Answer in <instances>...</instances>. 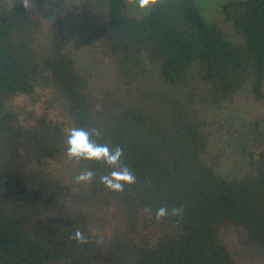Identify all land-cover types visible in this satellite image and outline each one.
Instances as JSON below:
<instances>
[{
    "label": "trees",
    "instance_id": "obj_1",
    "mask_svg": "<svg viewBox=\"0 0 264 264\" xmlns=\"http://www.w3.org/2000/svg\"><path fill=\"white\" fill-rule=\"evenodd\" d=\"M47 1L0 0V264H239L232 228L264 257V140L249 170L220 173L197 107L264 99V0H226L211 19L197 0H140L133 14L128 0H87L88 31L115 68V102L77 70L62 12ZM72 127L121 146L136 183L111 192L99 179L112 169L85 160L95 175L84 192L57 177L49 166ZM160 207L182 212L157 221ZM116 213L122 228L99 229ZM76 230L87 243L71 239Z\"/></svg>",
    "mask_w": 264,
    "mask_h": 264
},
{
    "label": "rangeland",
    "instance_id": "obj_2",
    "mask_svg": "<svg viewBox=\"0 0 264 264\" xmlns=\"http://www.w3.org/2000/svg\"><path fill=\"white\" fill-rule=\"evenodd\" d=\"M224 1L226 0H197L206 19L218 17L219 5ZM47 3L62 12L66 50L71 54L80 74L88 79L92 92L98 99L109 97L115 102L119 97L114 91L117 87L115 68L111 60L105 56L97 37L88 31L89 23L94 22L96 18V10L89 6L87 0H48ZM139 5H141L140 0H128V12L135 13ZM45 100L42 96L41 100L33 105L36 113H43L46 107ZM17 102L26 109L31 108L30 100L26 97H20ZM197 107L201 115L209 121L208 150L213 157H218V171L235 175L249 170V154L255 152L264 140V99L254 103L250 96L244 93L232 103L209 107L197 105ZM47 112L53 119L68 121L60 115L58 109H47ZM49 169L57 177L71 184L77 192L86 190L88 184L78 185L74 182L75 177L84 169L78 162L68 160L65 152L50 163ZM113 210H115L113 207L107 209L111 215ZM111 215L104 216L103 226L99 228L108 234L114 233L118 226L123 227L118 214L116 213V217ZM225 235L232 245L233 254L239 264H246L251 259L264 264L261 249L244 231L232 228L226 230Z\"/></svg>",
    "mask_w": 264,
    "mask_h": 264
},
{
    "label": "clouds",
    "instance_id": "obj_3",
    "mask_svg": "<svg viewBox=\"0 0 264 264\" xmlns=\"http://www.w3.org/2000/svg\"><path fill=\"white\" fill-rule=\"evenodd\" d=\"M147 2V0H142ZM25 8L28 6V0H22ZM102 132L97 128L84 129L72 127L68 130L66 138L65 155L68 160L79 162L80 160L102 162L105 166L112 169L107 175H103L99 179L107 190L114 193H121L126 186H131L136 183V177L132 171L124 165H121V159L124 156V149L117 145L110 147L108 144H100L96 142V137L99 139ZM95 173L91 170H82L76 177V184H89ZM151 214V210H146ZM182 212L179 208L160 207L155 213L157 221L168 216H178ZM71 239L75 240L78 245L87 243V239L80 230H76Z\"/></svg>",
    "mask_w": 264,
    "mask_h": 264
}]
</instances>
